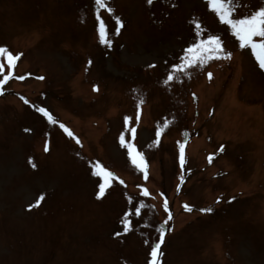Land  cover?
Segmentation results:
<instances>
[{
	"label": "rangeland",
	"instance_id": "rangeland-1",
	"mask_svg": "<svg viewBox=\"0 0 264 264\" xmlns=\"http://www.w3.org/2000/svg\"><path fill=\"white\" fill-rule=\"evenodd\" d=\"M106 3L0 0V264H149L160 224L157 264H264V68L207 0Z\"/></svg>",
	"mask_w": 264,
	"mask_h": 264
},
{
	"label": "snow or ice",
	"instance_id": "snow-or-ice-1",
	"mask_svg": "<svg viewBox=\"0 0 264 264\" xmlns=\"http://www.w3.org/2000/svg\"><path fill=\"white\" fill-rule=\"evenodd\" d=\"M149 3L152 2V0H148ZM208 5L210 8H212L216 15L219 17L220 21L222 23H225L229 26V31L238 39L239 41V46L241 48L244 47H249L252 51V55L256 57L257 61L260 64L261 68H264V6H259L258 8H255L254 10L249 11L246 14H242L239 17H234L233 13L235 9L233 8V5H238L239 0H207ZM94 5L98 8H106L107 11L111 12V8L108 7L106 0H94ZM97 19H99V16H97ZM118 19V18H117ZM106 35V33H102L101 36ZM261 38L259 40H256L254 38ZM102 42H105L107 44H111V41L108 40H103ZM203 43H209V44H215L216 47L212 49L214 53H217L216 58H220V54H223V58H230L231 53L226 51L221 45L222 41L219 40L218 37L215 36H209L208 40L202 41ZM193 47H199L198 45H193ZM193 47H190L185 51V55L181 57V60L183 62V67H188L193 64H196L199 60L200 63H203V53L201 56L197 59H189L188 53H191L193 51ZM0 58L6 59L7 64L9 66V73L8 75L11 76V67L14 63V61L18 58V56H13L11 52L8 51V49L4 46H0ZM2 66V65H0ZM174 67L177 70H182L181 65H174ZM209 77H211V73L208 74ZM8 77H5V80ZM22 79V77H19ZM168 80H172L173 76L171 74L168 75ZM4 80H0V84H3ZM27 103V101H25ZM39 112L43 113L45 117L48 118L50 122L55 123L53 121L52 116L48 113V111L44 108H38L37 109ZM127 119L125 118V122L127 123ZM61 128L69 135L72 136V132H70L63 124L60 125ZM156 136H160V131L157 130ZM124 141L122 140V143ZM79 143V141H77ZM183 148V145H181V149ZM48 150L47 142H45V151ZM221 150H223V146L221 147ZM132 153L131 151L129 152V156L131 157ZM139 155V154H138ZM181 164H183V153L181 152ZM133 164H136V160H132ZM139 167V165H137ZM109 177H112V173H108ZM181 179L183 177L181 176ZM123 183V181H121ZM106 187V183H101L99 185V192L97 193V197L101 196L104 194V190ZM144 194L147 195V191H144ZM43 197H41L42 199ZM219 199V198H218ZM40 200L36 201V204H39ZM33 205H29V208H31ZM165 209L167 208V203L165 202ZM187 208L188 206L185 205ZM201 211H211V209H201ZM166 223V222H165ZM127 225V222H125ZM127 226H125V231H127ZM160 234V242H155L151 245V257L152 259L149 261V264H157V257H158V249L160 247V243L163 241V235H164V230L161 229L159 230Z\"/></svg>",
	"mask_w": 264,
	"mask_h": 264
}]
</instances>
